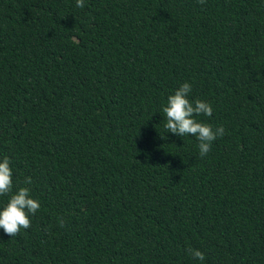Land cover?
Listing matches in <instances>:
<instances>
[{
    "label": "trees",
    "instance_id": "trees-1",
    "mask_svg": "<svg viewBox=\"0 0 264 264\" xmlns=\"http://www.w3.org/2000/svg\"><path fill=\"white\" fill-rule=\"evenodd\" d=\"M84 5L0 0V210L40 203L0 264H264V0ZM186 82L225 128L203 158L164 127Z\"/></svg>",
    "mask_w": 264,
    "mask_h": 264
},
{
    "label": "clouds",
    "instance_id": "clouds-1",
    "mask_svg": "<svg viewBox=\"0 0 264 264\" xmlns=\"http://www.w3.org/2000/svg\"><path fill=\"white\" fill-rule=\"evenodd\" d=\"M199 4H204L206 0H197ZM76 6L83 8L84 0H76ZM191 84L183 83L167 97L166 106L162 108L165 114L166 132H170L179 137L186 135L193 136L198 141L199 155L205 157L210 151L212 143L225 135V128L217 126L215 129L207 123L198 122L196 116L211 117L213 114L212 106L205 101L195 99L190 101L188 96L191 92ZM25 184L32 183L31 177H25ZM12 169L9 158L5 157L0 161V196L12 193ZM40 209L38 200L31 198L28 187L19 188L14 194L10 195L8 202L0 210V229L9 237H15L21 229L31 227L30 215H35ZM59 226L63 228L65 222L63 218L59 220ZM187 253L193 259L203 262L205 255L203 252L188 248Z\"/></svg>",
    "mask_w": 264,
    "mask_h": 264
}]
</instances>
